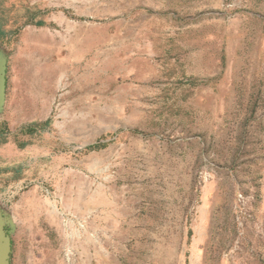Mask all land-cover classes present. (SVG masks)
Returning a JSON list of instances; mask_svg holds the SVG:
<instances>
[{"label": "rangeland", "instance_id": "374dc122", "mask_svg": "<svg viewBox=\"0 0 264 264\" xmlns=\"http://www.w3.org/2000/svg\"><path fill=\"white\" fill-rule=\"evenodd\" d=\"M0 46L12 264H264V0H0Z\"/></svg>", "mask_w": 264, "mask_h": 264}, {"label": "water", "instance_id": "95a60500", "mask_svg": "<svg viewBox=\"0 0 264 264\" xmlns=\"http://www.w3.org/2000/svg\"><path fill=\"white\" fill-rule=\"evenodd\" d=\"M9 53L0 46V116L7 98V73ZM16 222L9 206L0 202V264H12V234Z\"/></svg>", "mask_w": 264, "mask_h": 264}, {"label": "built area", "instance_id": "2783aa9c", "mask_svg": "<svg viewBox=\"0 0 264 264\" xmlns=\"http://www.w3.org/2000/svg\"><path fill=\"white\" fill-rule=\"evenodd\" d=\"M24 183V181H18L11 184L8 189L10 192V196H15L16 194L20 193V191H22L26 187Z\"/></svg>", "mask_w": 264, "mask_h": 264}, {"label": "crops", "instance_id": "0c3cea01", "mask_svg": "<svg viewBox=\"0 0 264 264\" xmlns=\"http://www.w3.org/2000/svg\"><path fill=\"white\" fill-rule=\"evenodd\" d=\"M67 31V30H66ZM10 162H11V159H9V160H2V158L0 157V178H2L3 177V175L5 174V166L6 165H8V164H10ZM11 212H12V214H13V217L14 218H17V217H15L16 215H15V212L16 211H14V209L13 208H11ZM16 220V219H15ZM16 222V224H18L19 223V220H16L15 221Z\"/></svg>", "mask_w": 264, "mask_h": 264}, {"label": "trees", "instance_id": "16d2710c", "mask_svg": "<svg viewBox=\"0 0 264 264\" xmlns=\"http://www.w3.org/2000/svg\"><path fill=\"white\" fill-rule=\"evenodd\" d=\"M0 136H4L3 134L1 135L0 134ZM7 140H6V138L4 139H0V144L1 143H4V142H6ZM21 145H23V144H21ZM5 178H9V175H8V173H6V171H5V174L3 175V177H2V180H4Z\"/></svg>", "mask_w": 264, "mask_h": 264}]
</instances>
